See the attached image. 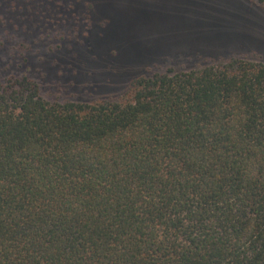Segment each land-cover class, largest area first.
Returning <instances> with one entry per match:
<instances>
[{
	"label": "trees",
	"instance_id": "trees-1",
	"mask_svg": "<svg viewBox=\"0 0 264 264\" xmlns=\"http://www.w3.org/2000/svg\"><path fill=\"white\" fill-rule=\"evenodd\" d=\"M0 264H264V61L90 103L0 82Z\"/></svg>",
	"mask_w": 264,
	"mask_h": 264
},
{
	"label": "rangeland",
	"instance_id": "rangeland-1",
	"mask_svg": "<svg viewBox=\"0 0 264 264\" xmlns=\"http://www.w3.org/2000/svg\"><path fill=\"white\" fill-rule=\"evenodd\" d=\"M264 61L255 0H0V82L27 75L50 102L123 94L153 70Z\"/></svg>",
	"mask_w": 264,
	"mask_h": 264
}]
</instances>
